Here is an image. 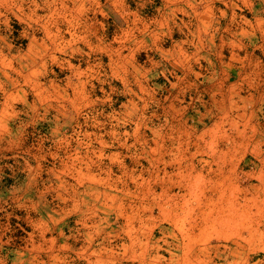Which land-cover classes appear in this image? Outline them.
I'll use <instances>...</instances> for the list:
<instances>
[{
  "label": "rangeland",
  "instance_id": "1",
  "mask_svg": "<svg viewBox=\"0 0 264 264\" xmlns=\"http://www.w3.org/2000/svg\"><path fill=\"white\" fill-rule=\"evenodd\" d=\"M0 264H264V0H0Z\"/></svg>",
  "mask_w": 264,
  "mask_h": 264
}]
</instances>
